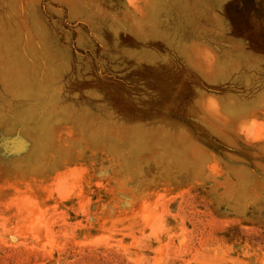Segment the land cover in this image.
<instances>
[{"label": "rangeland", "instance_id": "1", "mask_svg": "<svg viewBox=\"0 0 264 264\" xmlns=\"http://www.w3.org/2000/svg\"><path fill=\"white\" fill-rule=\"evenodd\" d=\"M0 264H264V0H0Z\"/></svg>", "mask_w": 264, "mask_h": 264}]
</instances>
